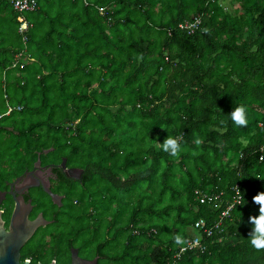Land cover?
I'll return each mask as SVG.
<instances>
[{
  "label": "trees",
  "instance_id": "16d2710c",
  "mask_svg": "<svg viewBox=\"0 0 264 264\" xmlns=\"http://www.w3.org/2000/svg\"><path fill=\"white\" fill-rule=\"evenodd\" d=\"M219 1L35 0L12 69L17 14L0 0L3 110L21 108L13 119L30 132L20 141L61 149L83 169L69 235L113 229L115 264H264L248 242L264 192V0ZM197 16L192 33L178 29ZM241 105L247 127L229 117ZM168 135L180 139L176 157L161 148ZM234 185L240 202L221 231L196 233L193 223H214L224 204H198L193 192L229 202ZM177 235L199 236L204 251L172 263Z\"/></svg>",
  "mask_w": 264,
  "mask_h": 264
},
{
  "label": "flooded vegetation",
  "instance_id": "af4514ba",
  "mask_svg": "<svg viewBox=\"0 0 264 264\" xmlns=\"http://www.w3.org/2000/svg\"><path fill=\"white\" fill-rule=\"evenodd\" d=\"M4 107L5 110L0 100L1 234L13 230L18 220L13 216L15 206L21 214L27 204L32 208V218L35 220L39 216L42 223L22 244L23 261L54 259L59 264H70L71 252L74 251L76 258L84 264H115L113 229H89L86 237L80 233L69 235L68 225L72 224L69 213L75 204V200H71V192L80 189L83 169L63 156L61 149L47 147L36 150L33 143L29 145V142L20 141L21 131L28 135L30 132L26 127L19 130L16 119H13L12 115L21 108L7 103ZM10 147L14 159L4 153ZM44 188L57 198L59 205L52 202Z\"/></svg>",
  "mask_w": 264,
  "mask_h": 264
},
{
  "label": "built area",
  "instance_id": "2783aa9c",
  "mask_svg": "<svg viewBox=\"0 0 264 264\" xmlns=\"http://www.w3.org/2000/svg\"><path fill=\"white\" fill-rule=\"evenodd\" d=\"M13 9V11L17 14L16 23L17 29L16 32L19 35L20 42L22 48L13 55L12 63L10 68H15L18 65V62L24 55H26V33L31 27V24L26 21L23 14L29 13L36 8L35 0H5ZM99 15H103L102 8H98ZM200 24V18L194 17L191 21H185L182 24H179L177 27L179 30H185L186 33H192L193 30L197 29ZM19 66V65H18ZM258 161H264V144L259 145L257 148ZM233 195L229 202L222 200L223 192H212V191H202L195 190L193 192L194 199L198 202V204H209L212 205L213 208H219L222 203L224 204V208L220 211L217 220L210 224L209 226L204 225V221L199 219L195 221L192 225V229L198 233L203 234L206 238L211 237L214 233H219L221 231V226L223 222L228 218L229 213L234 205L239 204L240 195L237 193L236 185L231 188ZM205 249V245H203L199 236H193L191 239L187 240V243L180 246L173 254H172V263L177 261L179 257L188 251H198L202 252Z\"/></svg>",
  "mask_w": 264,
  "mask_h": 264
},
{
  "label": "water",
  "instance_id": "95a60500",
  "mask_svg": "<svg viewBox=\"0 0 264 264\" xmlns=\"http://www.w3.org/2000/svg\"><path fill=\"white\" fill-rule=\"evenodd\" d=\"M38 161H36L37 163ZM46 192L51 197L52 202L59 205L57 198L52 195L46 188ZM32 208L25 204L21 214L15 206L13 216L17 217L18 220L13 230L2 233L0 232V264H24L21 250L22 244L26 242L31 235L35 232L38 224H41L40 217L37 216L34 220L30 215ZM52 260H38L33 261L31 264H51ZM59 264V263H57ZM70 264H84L76 258L75 252H71Z\"/></svg>",
  "mask_w": 264,
  "mask_h": 264
},
{
  "label": "clouds",
  "instance_id": "9594fccd",
  "mask_svg": "<svg viewBox=\"0 0 264 264\" xmlns=\"http://www.w3.org/2000/svg\"><path fill=\"white\" fill-rule=\"evenodd\" d=\"M207 31V30H205ZM232 123L237 127H247V109L241 105L235 107L229 115ZM221 123H224L223 121ZM197 145L202 143L201 139L195 140ZM161 148L164 152L170 156L176 157L181 152L180 139L178 137L167 136V138L160 143ZM243 200V196H241ZM253 203L259 206V215L249 217V223L252 225V230L249 233L248 242L256 251H264V192H259L253 197ZM177 245H184L187 243L181 235L175 237ZM24 264H31L30 259H26ZM51 264H57L56 260H52Z\"/></svg>",
  "mask_w": 264,
  "mask_h": 264
},
{
  "label": "rangeland",
  "instance_id": "374dc122",
  "mask_svg": "<svg viewBox=\"0 0 264 264\" xmlns=\"http://www.w3.org/2000/svg\"><path fill=\"white\" fill-rule=\"evenodd\" d=\"M220 2V4L221 5H223V7H226V5H227V3H228V0H222V1H219ZM6 14V13H5ZM5 14H3V16L1 15V18H2V20H1V18H0V23L2 22H4V20H5ZM12 33H13V29L10 27V34L12 35ZM193 233V234H195V232L194 231H189V229L187 230H185V233Z\"/></svg>",
  "mask_w": 264,
  "mask_h": 264
}]
</instances>
